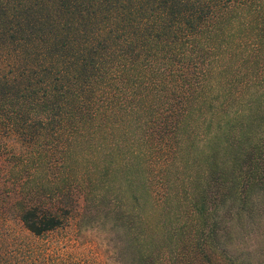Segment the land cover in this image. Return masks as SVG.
Here are the masks:
<instances>
[{
    "label": "trees",
    "instance_id": "obj_1",
    "mask_svg": "<svg viewBox=\"0 0 264 264\" xmlns=\"http://www.w3.org/2000/svg\"><path fill=\"white\" fill-rule=\"evenodd\" d=\"M53 233L96 264L264 253V0H0V264H67Z\"/></svg>",
    "mask_w": 264,
    "mask_h": 264
},
{
    "label": "rangeland",
    "instance_id": "obj_2",
    "mask_svg": "<svg viewBox=\"0 0 264 264\" xmlns=\"http://www.w3.org/2000/svg\"><path fill=\"white\" fill-rule=\"evenodd\" d=\"M70 234L66 233H53L46 237V239H42V241H39V247H44L53 249L51 253L49 254V257L52 258L54 261H59V263H67V264H96L97 257L95 256V248L89 247L87 243H90V239H87L83 241V246L80 247L79 250H73L71 247L69 249L71 250H65L62 249V245L65 243L70 242ZM75 241V240H74ZM79 242V241H77ZM63 243V244H62ZM79 243H82L81 241ZM78 243V244H79ZM100 243V240L98 241V244ZM251 245V250H256L258 244L256 243H249ZM75 244H72V247H74ZM100 251H104L103 245L99 244ZM62 247V248H61ZM247 247V245H246ZM264 253L260 256H256V259L254 261V264H264ZM111 263V262H110Z\"/></svg>",
    "mask_w": 264,
    "mask_h": 264
}]
</instances>
